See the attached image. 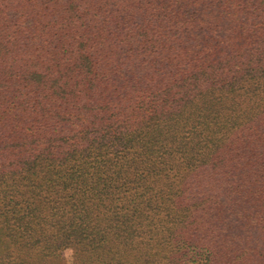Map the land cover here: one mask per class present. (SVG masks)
Instances as JSON below:
<instances>
[{"label":"trees","instance_id":"16d2710c","mask_svg":"<svg viewBox=\"0 0 264 264\" xmlns=\"http://www.w3.org/2000/svg\"><path fill=\"white\" fill-rule=\"evenodd\" d=\"M0 264H264V0H0Z\"/></svg>","mask_w":264,"mask_h":264}]
</instances>
